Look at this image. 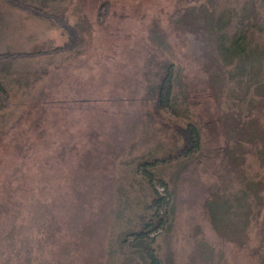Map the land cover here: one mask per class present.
<instances>
[{
	"label": "rangeland",
	"instance_id": "rangeland-1",
	"mask_svg": "<svg viewBox=\"0 0 264 264\" xmlns=\"http://www.w3.org/2000/svg\"><path fill=\"white\" fill-rule=\"evenodd\" d=\"M242 16L264 26V0H0V264H148L150 252L160 264H253L206 210L228 169L227 127L248 142L246 177L264 172L250 151L261 138L246 136L264 139V98L237 82L248 64L230 79L226 51ZM254 37L264 50V32ZM167 70L178 116L154 103ZM187 124L201 149L150 168L171 216L161 208L140 247L133 233L153 208L136 168L172 156Z\"/></svg>",
	"mask_w": 264,
	"mask_h": 264
},
{
	"label": "trees",
	"instance_id": "trees-1",
	"mask_svg": "<svg viewBox=\"0 0 264 264\" xmlns=\"http://www.w3.org/2000/svg\"><path fill=\"white\" fill-rule=\"evenodd\" d=\"M246 17L242 16L238 19V21H241V23L236 26L238 30L235 29L232 41L226 46V51H229L230 55L233 57L232 62H228V65L235 71L234 73L233 71L230 73V79L235 77V69H237L240 64H248L249 69L244 70L243 68L241 70L242 72L238 70L240 74L237 75V82L246 78L245 80H247L248 86L253 85L255 88L253 91L259 93L258 96L264 98V90H261V88H264V85L260 80V77L264 75V50L262 49L263 47L261 48L257 45L254 40V35H261V33L264 32V26H262L260 22L259 25L257 20L253 21V19L250 21ZM247 21H250V23ZM164 73L165 74L161 75L156 86L157 96L154 103L160 110L170 108L174 115L178 116L179 111L176 109V97L173 93L175 79L170 70ZM0 87L4 90L2 86ZM239 122H235L237 131L240 130ZM226 131L228 136L225 138L226 143L222 146L221 154L226 156L228 169L211 185L206 203L209 223L213 227V230L223 240L232 242L238 249L246 251V256L252 258L253 264H264V172L262 174L259 172L256 173V175L260 174L257 178L246 177L245 171L241 170L239 167L240 164L242 165L244 163L245 154L237 152L241 144H245L243 141L246 140L242 134L230 131L228 127ZM177 132L182 139V146L172 156L170 155L165 159L150 156L147 160H141L136 168L137 170L139 169V171L143 169L145 180L151 185V203L147 208H153V212H150L149 220L143 223L140 229L133 233L135 242L140 245V247L144 245L147 246V237L159 231L163 222H165L158 216L161 208L167 211V217L171 216L168 209L171 204H169L165 196L160 195L156 187L153 186V181L156 179L155 177L157 175H153L150 168H156L155 163L157 162L180 161L179 158L184 160L194 153H198L202 146L201 133L195 124H187L182 128L177 127ZM246 136L257 141L261 138L258 144H254L250 151L252 157L257 162L258 169L264 170V139L262 132H258V135L249 133L246 134ZM247 143L246 141V144ZM216 152L215 150V153ZM236 178L238 181L237 186L234 188V180ZM157 181L159 182L158 185L160 188L167 193L169 191L168 183L161 178H157ZM167 196L170 197V199L172 198V195L169 193ZM169 226L170 224L164 227L168 229ZM249 235L251 238L257 235L256 245H253L251 249H247L245 246L249 240ZM146 260L148 264H160L159 260L152 252L147 254Z\"/></svg>",
	"mask_w": 264,
	"mask_h": 264
}]
</instances>
